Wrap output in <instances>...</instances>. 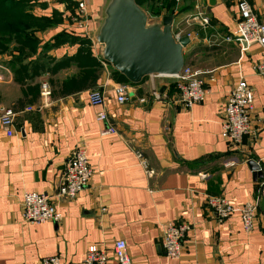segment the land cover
Segmentation results:
<instances>
[{
  "label": "crops",
  "instance_id": "1",
  "mask_svg": "<svg viewBox=\"0 0 264 264\" xmlns=\"http://www.w3.org/2000/svg\"><path fill=\"white\" fill-rule=\"evenodd\" d=\"M85 1L91 17L96 0ZM173 1V33L193 34L184 65L207 79L206 98L190 109L153 101V88L166 97L174 93L169 81L155 76L131 86L129 100L117 103L114 71L87 35L91 20L85 29L78 26L79 0H30L2 14L0 27L14 32L0 38V114L11 109L14 116L11 136L0 123V264H40L53 256L60 264H83L89 247L105 248L110 257L117 240L131 264H264V80L254 71L263 51L225 41L235 34L240 0ZM244 1L264 23V0ZM24 39L34 42L32 50ZM241 78L253 93L250 132L233 145L223 139L221 121L227 93ZM42 82L50 90L47 105ZM94 88L104 96L107 122L97 121L99 108L88 104ZM109 126L117 133L105 134ZM75 149L84 150L93 174L66 201L56 196ZM134 151L147 160L148 172ZM31 192L56 205L58 224L21 220L23 195ZM209 197L255 205L251 232L243 231L238 213L219 222L207 207ZM168 222L189 226L176 260L161 247ZM108 264L116 262L110 257Z\"/></svg>",
  "mask_w": 264,
  "mask_h": 264
},
{
  "label": "built area",
  "instance_id": "2",
  "mask_svg": "<svg viewBox=\"0 0 264 264\" xmlns=\"http://www.w3.org/2000/svg\"><path fill=\"white\" fill-rule=\"evenodd\" d=\"M239 19L235 25V34L226 36V42H235L240 48L243 45H257L263 51V58L255 64V73L264 80V23H260L255 17L251 6L244 0L237 3ZM79 16L78 26L82 29L87 28L90 20L89 11L85 0H79L77 4ZM201 24L206 26L208 19L201 16ZM176 39L182 38L180 33H173ZM193 37L188 34L187 38ZM158 77V76H155ZM164 78L170 82L174 93L170 97L161 95L152 89L150 97L153 101H165L178 104L185 109L203 102L208 94L207 79L205 80L199 72H195L190 67L184 65L176 77H158ZM131 86L126 83H117L113 86V93L117 103L122 104L129 100V91ZM40 97L43 105H47L50 97L49 86L42 82L40 86ZM144 103L145 100H139ZM253 102L252 90L246 81L241 78L228 91L222 114L221 132L223 139L233 145L241 142L243 137L250 132V108ZM88 104L92 107L99 108L96 114V120L107 122L108 116L105 111V99L98 88L92 89L88 94ZM13 116L11 109L2 110L0 114V123L7 136L13 134ZM113 126H109L105 134H116ZM135 158L139 166L148 172V162L142 156L141 152L134 151ZM236 161H228L226 166H234ZM93 170L89 165L88 157L84 150L75 149L67 161L65 172L62 177V183L59 187L56 197L73 201L77 194L80 193L89 184ZM200 178H205L201 174ZM264 195V188L260 190ZM207 207L214 214L219 222L224 221L233 213H238L240 222L245 233L251 232L256 218V207L251 203H245L241 206H233L222 197H209L206 200ZM105 211L104 208L101 209ZM21 220L29 224H44L47 222L58 224L62 220V215L57 210L55 204L45 194L36 192L25 193L22 199ZM189 226L186 223L168 222L164 225L162 231L161 247L168 259L176 260L183 252V243ZM111 258L116 264H131L127 248L122 240H117L111 247ZM109 254L105 248L89 247L84 256L83 264H108L110 261ZM40 264H60L58 256L43 258Z\"/></svg>",
  "mask_w": 264,
  "mask_h": 264
},
{
  "label": "water",
  "instance_id": "3",
  "mask_svg": "<svg viewBox=\"0 0 264 264\" xmlns=\"http://www.w3.org/2000/svg\"><path fill=\"white\" fill-rule=\"evenodd\" d=\"M87 35L97 46L99 59L132 86L151 76L176 77L184 66L189 39H176L173 16L150 14L135 0H96ZM258 172L255 162L249 161Z\"/></svg>",
  "mask_w": 264,
  "mask_h": 264
},
{
  "label": "trees",
  "instance_id": "4",
  "mask_svg": "<svg viewBox=\"0 0 264 264\" xmlns=\"http://www.w3.org/2000/svg\"><path fill=\"white\" fill-rule=\"evenodd\" d=\"M164 1V0H162ZM162 1H159V3H155L153 0H135L136 4L141 6L142 8H144L151 17H158L159 15H161V13L164 11L167 14L172 15L174 13V9H175V2L173 0H170L171 4H166ZM30 0H0V18H2V14L5 13V10H8V12L14 7V6H28L29 5ZM176 10V9H175ZM7 18H10V15H6ZM25 22L27 24V22L31 19L29 18V16H25ZM10 22V21H9ZM4 26V27H3ZM2 27H0V38L1 40H5L6 36L10 37V34L14 32V30L7 25L3 24ZM21 33L23 32H19V36L21 35ZM86 42L89 43V45L91 46V42L88 38H86ZM24 43L26 45L31 46V50L33 49L32 46L34 44L33 41H30L29 39H24ZM4 47V45L2 44V41H0V50H2ZM88 49V48H87ZM87 52H89V49L87 50ZM90 56H88L91 60H93V57L91 56L90 53H88ZM112 78L116 83H127L122 76H120L119 74H117L116 72H113L112 74ZM94 85V82L90 83V87ZM130 85V84H129ZM132 86V85H130ZM75 89V88H74ZM13 111V110H12Z\"/></svg>",
  "mask_w": 264,
  "mask_h": 264
},
{
  "label": "rangeland",
  "instance_id": "5",
  "mask_svg": "<svg viewBox=\"0 0 264 264\" xmlns=\"http://www.w3.org/2000/svg\"><path fill=\"white\" fill-rule=\"evenodd\" d=\"M152 1V0H151ZM155 3H159V1H162V0H153ZM162 2H164V3H166V4H171V2H170V0H164V1H162Z\"/></svg>",
  "mask_w": 264,
  "mask_h": 264
}]
</instances>
